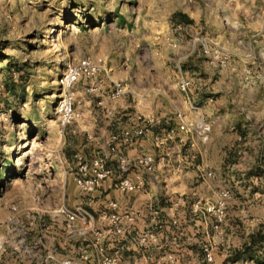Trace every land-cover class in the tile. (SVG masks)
<instances>
[{"label":"rangeland","instance_id":"obj_1","mask_svg":"<svg viewBox=\"0 0 264 264\" xmlns=\"http://www.w3.org/2000/svg\"><path fill=\"white\" fill-rule=\"evenodd\" d=\"M232 1L0 0V264L33 263L43 245L63 255L85 248L82 236L55 214L61 204L87 207V194L69 198L68 181L76 155L95 150L89 145L80 151L72 130L82 129L89 116L101 126L108 121L94 106L95 93L78 83L77 120L60 126L57 81L82 56L102 57L111 77L129 87L121 98L167 124H174L176 108L188 112L187 95L178 86L183 73L192 79L190 100L215 119L208 142L193 137L192 147L169 141L158 148L153 138L143 139L157 160L146 177L151 200L177 218L169 231L179 235L181 227L191 226L194 233L192 240L183 234L162 239L151 253H172L176 264H264V0L252 11L249 0L240 7ZM179 12L191 22L175 21ZM196 35L228 51L225 67L210 63L193 45ZM102 79L97 94L104 96ZM206 169L215 178H207ZM222 187L232 197L216 231L212 215L194 214L191 207L197 200L199 206L212 204ZM181 193L185 203L174 206ZM247 244L251 256L240 252ZM23 246L33 247L31 257ZM204 247L212 252L209 263Z\"/></svg>","mask_w":264,"mask_h":264},{"label":"built area","instance_id":"obj_2","mask_svg":"<svg viewBox=\"0 0 264 264\" xmlns=\"http://www.w3.org/2000/svg\"><path fill=\"white\" fill-rule=\"evenodd\" d=\"M264 22V21H263ZM198 44L202 54L210 63H217L220 67L227 64L228 51L219 44L213 43L207 36H194L193 45ZM100 77L99 80L97 78ZM104 81L110 84L105 88L104 96L99 95L100 85L96 81ZM58 84L62 89V97L58 103L59 123L62 128L71 125L77 120L75 111L76 92L75 85L81 83L84 91L94 92L97 99L94 106L104 113L108 119H112L117 112V101L129 90L125 81L111 77L109 69L102 57L82 56L69 64L66 70L59 76ZM181 91L187 95L188 112L181 108L174 110V124H167L162 117L154 113L133 111L126 120L122 121L119 128L106 130L97 134L94 128L85 131L86 138L92 143L95 152L86 157L84 154L76 155L75 168L72 172V180L80 192L89 194L97 189H102L103 183L110 180L114 189L123 194L142 193L148 195L145 210L130 205L122 207L118 200L109 198L104 209L97 214L84 205L68 206L61 204L56 209V215L64 218L74 231L86 241L87 247L81 248L76 254L61 256L56 249H45L38 260L32 264H130L128 260L119 254L117 248L107 247L106 241L119 243L130 239L134 226L144 216L149 217L151 227L145 231H136L132 236L139 251L142 253V264H176V258L172 253L164 252L155 257L151 253L153 247L160 244L161 235L171 227L177 225L174 214H167L166 210L157 206L152 200V194L147 189L150 177L155 170L157 160L155 153L142 149L133 158L127 153L130 147L140 143L144 138H153L154 145L164 148L169 141L179 145L189 143L196 137L201 143L209 140L215 119L206 117L205 111L198 104H194L188 92L191 89L190 77L181 73L178 80ZM211 101V98L208 99ZM197 112V115H193ZM122 112H120L121 114ZM115 118V117H114ZM119 121H121L119 119ZM73 132L78 130L73 129ZM99 151H96L98 150ZM207 178H215V173L206 169ZM231 191L222 187L219 189L216 199L212 204L199 206L197 200L192 204L194 214L212 215L214 230H218L219 224L225 215V208L231 199ZM186 201L184 193H181L173 201V205H181ZM146 214V215H145ZM47 248V247H46ZM23 254L31 256L34 252L32 246H23ZM204 259L212 261V252L204 247Z\"/></svg>","mask_w":264,"mask_h":264},{"label":"crops","instance_id":"obj_3","mask_svg":"<svg viewBox=\"0 0 264 264\" xmlns=\"http://www.w3.org/2000/svg\"><path fill=\"white\" fill-rule=\"evenodd\" d=\"M242 0H234L231 3L236 5L237 7H240ZM258 0H249V5L247 6L248 9L250 11L251 8H254L258 2ZM245 8V6L243 7V9ZM186 9H184L185 11ZM235 15L240 14V10H233ZM258 17L257 15H252L250 18H256ZM262 16H259V18H261ZM264 17V15H263ZM253 23H256V21H253ZM126 75V73H125ZM163 81V78H162ZM109 83L108 81L106 82L105 88L109 87ZM116 107H117V112L120 113V117L124 114H130L133 111H140V112H147L145 108L141 107L140 105H136V103L133 102V100H128L125 98H120L117 103H116ZM127 116V115H126ZM89 119V120H88ZM87 119V123L86 125L83 124L82 125V129L78 130V143H79V150L83 151V149H89V145L92 148V143L90 141H88L87 143L84 142L83 136L85 135V131H91L92 128H94V130H100L102 131L101 133H103L106 129V127L108 128V130L111 129H116L121 127L122 125V121H119L120 118H112V119H108V121H105L104 124L98 125L97 124V119L96 116H89ZM117 122H116V121ZM84 142V143H83ZM147 141L145 142L144 140L141 141L140 143H136L134 145H132L130 147V149L128 150V155L130 157H135L139 151H141L143 148H145L147 146ZM88 147V148H87ZM90 154V153H89ZM111 182L110 180H107L103 183L102 189H97L92 193L87 194L88 198L86 200V202H84V204L91 210L93 211L95 214H97L98 212L102 211L104 209V207L106 206V202L109 198H114L116 200L119 201L120 205L122 207L130 205L136 208H140L145 210V206L147 205L148 202V195L146 194H142V193H133V194H123L120 191H118L117 189L111 188L110 187ZM68 192H70L69 198L73 197L74 195L78 196L79 194H83L84 193L80 192L79 189L77 188V186L74 184L73 180L72 181H68ZM71 196V197H70ZM79 200V199H78ZM74 201V202H69V204H74L76 202L79 201ZM82 201L84 200L83 198L81 199ZM72 206V205H70ZM167 211V210H166ZM167 214H173L172 212L167 211ZM146 215V214H145ZM137 228V231L142 232L148 229V227H151V223H150V219L147 216H144L143 218L139 219L138 222L135 224L134 228ZM189 228H192L191 226L188 227H181V232H179V235L181 236L183 235H187L186 236V240H192L193 239V235L194 233L191 232V230ZM177 233H175L174 231L170 233V238L172 240H175L176 238H180ZM168 235L167 233H164L163 235H161V239L159 242H161V240L163 239V241L167 242ZM132 238H128L125 239L121 242H119L118 244H113L111 242L106 241V245L107 247H116V248H120L122 250V252H124L126 254V259L128 260V262L130 264H142L143 258H142V253L139 251L137 245L135 242L131 241ZM47 246L43 245V248L46 249ZM85 247H87V245H85ZM159 247H161V244H159ZM157 247H153L154 249L159 248ZM152 248V249H153ZM81 249V248H80ZM40 253L38 256H41L43 251L41 249H39ZM41 254V255H40ZM67 255V254H65ZM28 256V255H27ZM61 256H64L63 254H61ZM24 257H26L24 255ZM31 257V256H30ZM28 259V257H27ZM32 259L30 258L29 260H24L22 264H32ZM11 264H18L17 262H13Z\"/></svg>","mask_w":264,"mask_h":264},{"label":"trees","instance_id":"obj_4","mask_svg":"<svg viewBox=\"0 0 264 264\" xmlns=\"http://www.w3.org/2000/svg\"><path fill=\"white\" fill-rule=\"evenodd\" d=\"M177 17L179 18V17H183L185 20H186V23H190L191 22V19H189V17L186 15V14H184V13H182V12H179V13H174V15H173V18L175 19V21L177 20ZM177 22H180L181 23V21H178L177 20ZM205 56V55H204ZM191 79V78H190ZM191 81H192V79H191ZM191 90V89H190ZM111 188H113V187H111ZM176 227V226H175ZM171 228H173V227H171ZM170 228V229H171ZM169 229V230H170ZM168 230V231H169ZM173 232V231H172ZM170 233H171V231H169L168 233H167V235H168V237H167V239H169L170 238ZM250 243V242H249ZM240 252H242V253H247V254H249V256H251V253H250V247H249V245L247 244V245H245L243 248H242V251L240 250ZM237 254V253H236ZM238 254H239V252H238ZM238 258H239V256L238 257H236L235 258V260H238Z\"/></svg>","mask_w":264,"mask_h":264}]
</instances>
